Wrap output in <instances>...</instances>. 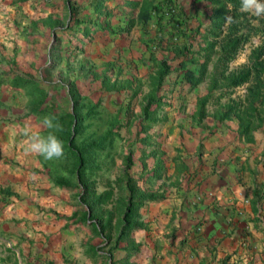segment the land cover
I'll return each instance as SVG.
<instances>
[{"label": "crops", "instance_id": "crops-1", "mask_svg": "<svg viewBox=\"0 0 264 264\" xmlns=\"http://www.w3.org/2000/svg\"><path fill=\"white\" fill-rule=\"evenodd\" d=\"M90 1L75 13L69 0H0V264H264L263 146L238 149L235 159L217 149L209 155L212 163L218 155L213 166L185 151V169H171L181 175L179 185L143 202L142 226L119 240L118 216H111L109 239L91 213L85 220L91 205L123 203L101 193L116 191L117 167L129 175L121 163L133 139L117 128L129 121L124 111L136 83L127 85L162 57L141 36L159 28L156 19L140 17L157 0H109L103 7ZM195 1L183 0L177 10L188 16ZM46 116L63 128L55 133L64 144L60 159L25 151V126ZM117 143L126 144L121 154ZM163 181L157 191L165 190Z\"/></svg>", "mask_w": 264, "mask_h": 264}, {"label": "rangeland", "instance_id": "rangeland-1", "mask_svg": "<svg viewBox=\"0 0 264 264\" xmlns=\"http://www.w3.org/2000/svg\"><path fill=\"white\" fill-rule=\"evenodd\" d=\"M69 1L75 13L78 10H87L92 2L88 0L84 4H77L76 1ZM107 1L109 0H99L98 4L103 7ZM175 2L176 6H174V0H157V4H162L163 9L161 13H156L155 8H152L153 17L151 19H156L159 28L149 27L143 29V32L141 31V36H147L152 44L150 46L152 54L161 55L160 61L165 60L167 62L170 67L169 73L158 86L155 77L160 70V61L155 62L151 66V72L147 71L144 76L136 77L135 81H129L127 85L131 87L132 84L136 83V88L133 89L134 93L130 95L127 109L124 111L126 112L124 116H129V121L126 125H118L117 128H125L129 138L133 139L131 147L128 149L129 154L121 163L128 170L129 175L123 173L122 167H117L119 173L116 191H112V194H109L111 191H102L101 193L105 200L117 198L123 203L118 202L112 206L91 205L90 211L85 212V220H87V213H91L89 219L94 224L99 222L100 231L106 232V239L113 236L115 224L112 215L118 216V224L122 227L126 222L123 215L128 209L131 196L134 197V204H138V206H136L135 216H132L130 220L139 223L140 209L143 202L146 201L141 199L144 193L162 197L168 192H173L171 188L179 185L181 175L177 171L171 172V169H185V151L189 155H197L198 163L206 166L217 164L218 155L215 156L213 163L211 162L212 159L209 158V155H212L217 149H219L218 154L228 150L231 155H235V159L240 158L236 155L238 149L247 148L251 150L253 147L261 148L263 146L264 156V123L257 129L244 132L238 114L235 111L227 112L228 105H231L233 101L230 100L228 89L225 87L226 80L220 69L215 70L216 60L220 54L219 47L210 48L213 38L208 32L210 25H206L210 23V8L213 5L205 0H197L194 3L197 5V9L194 11V8H191L187 16L177 10L184 9L183 0H175ZM101 9L103 10L102 14L105 15L106 13L108 19L113 18L114 15L108 9L105 11V8ZM74 21L77 26L81 22L77 19ZM190 25L194 26L189 27ZM86 28L91 31L93 25L89 23ZM96 30L98 29L96 28ZM102 32L103 30H101ZM259 40V38H255L254 42ZM252 46V43H248L230 63V68L237 69L248 64ZM181 63H185L187 68L195 70L201 76L202 79L196 86L192 87L184 79L185 70L180 68ZM214 79H217L216 87H213ZM144 87H147L148 90L146 94L142 95L140 92H143ZM244 91L243 87H238L236 92L232 93V97L237 100V96ZM206 96L209 98L203 105L201 102ZM149 100L154 102L150 107L149 116H147L143 108ZM83 101L84 106L83 109L81 108V114L87 110L85 109L87 108V100ZM93 111L94 113H91L90 116L97 117V110ZM102 118H107V116H102ZM134 121L136 122L134 123ZM111 147V151L115 149L114 145ZM125 147L126 144H123L122 147L119 143L116 149L121 154L122 148L125 149ZM129 156L131 157V165L128 167ZM256 160L260 162L263 158ZM141 167L156 169L157 171L155 174L142 178V175L138 173ZM163 178H165V182L163 181L166 185L165 190L157 191V183L161 182ZM143 181L144 183L148 182L150 187L143 190L141 186ZM93 193L88 195L91 196ZM98 195L96 194L95 198ZM94 218H98V221H94ZM118 224L116 223L117 228ZM97 231L99 230L97 229Z\"/></svg>", "mask_w": 264, "mask_h": 264}, {"label": "trees", "instance_id": "trees-1", "mask_svg": "<svg viewBox=\"0 0 264 264\" xmlns=\"http://www.w3.org/2000/svg\"><path fill=\"white\" fill-rule=\"evenodd\" d=\"M214 5V11L210 17V27L208 32L213 38L211 49L219 47V56L216 60L215 70L220 69L221 74L226 80L225 87L228 89L230 100L227 112L235 111L241 121V127L244 132L257 129L264 123V17H253L248 14H241L237 11L240 0H207ZM173 4V3H172ZM171 4V5H172ZM232 5V11L228 6ZM156 6V7H155ZM175 6V5H174ZM155 12L161 13L162 4L154 5ZM153 10V9H152ZM233 16L235 22L227 24L226 16ZM140 17L144 20L151 19L152 12L148 9L143 10ZM259 38L258 42H254ZM248 43H252V49L249 54V63L237 69L230 68V63L237 57L239 52L245 48ZM160 70L155 77L157 85H161L163 78L169 73L170 67L165 60L159 62ZM180 68L185 70L184 79L192 87L201 81V76L193 69L187 68L185 63L180 64ZM217 86V79L213 80V87ZM243 87L245 91L239 94L238 99L232 97L236 88ZM206 96L201 104L208 100ZM154 101L149 100L144 106L143 111L148 115L150 107ZM128 167L131 165V157H128ZM86 192V191H84ZM144 200H154L157 197L154 194L144 193L141 197ZM134 197H130V203L126 210L122 230L118 239L128 230L142 226V222L135 223L130 218L135 216L136 206Z\"/></svg>", "mask_w": 264, "mask_h": 264}, {"label": "clouds", "instance_id": "clouds-1", "mask_svg": "<svg viewBox=\"0 0 264 264\" xmlns=\"http://www.w3.org/2000/svg\"><path fill=\"white\" fill-rule=\"evenodd\" d=\"M232 11V5L228 6ZM237 11L241 14H248L253 17H264V0H240ZM227 24L234 23L233 16H226ZM24 135L27 139L24 141L25 151L30 154H38L46 160L60 159L64 156V144L55 134L63 130L62 125L55 116H46L43 120L33 126L27 124ZM35 128V130H33ZM41 129H47L48 134H40Z\"/></svg>", "mask_w": 264, "mask_h": 264}]
</instances>
